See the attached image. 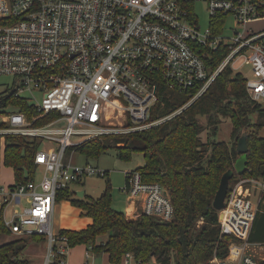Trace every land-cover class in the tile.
<instances>
[{"label":"built area","instance_id":"obj_1","mask_svg":"<svg viewBox=\"0 0 264 264\" xmlns=\"http://www.w3.org/2000/svg\"><path fill=\"white\" fill-rule=\"evenodd\" d=\"M199 2L209 14L203 31L194 11ZM228 19L232 36L223 35ZM262 19L264 0H0V76H10L13 86L0 97H23L37 112L29 117L16 105L0 106V220L8 233L41 236L42 264H69L68 238L52 228L57 195L86 176H107L98 165L73 162L72 147L170 120L226 66L245 79L249 97L264 108V29H247ZM242 67L249 75L239 72ZM173 92L188 98L151 119L152 106ZM111 115L123 118L120 127L106 123ZM44 117L49 119L36 123ZM10 135L38 141L32 178L3 182ZM45 141L54 145L42 147ZM124 174L122 190L140 203L135 216L173 219V205L160 183L144 181L137 169ZM263 190L264 176H248L227 192L219 210L224 218L218 215L220 233L240 241L231 240L225 258L214 254L206 264L260 263L246 246ZM252 193L260 195L256 202L249 198ZM90 252L95 255L86 246L84 264H94ZM122 258L125 264L133 259L131 253Z\"/></svg>","mask_w":264,"mask_h":264},{"label":"trees","instance_id":"obj_2","mask_svg":"<svg viewBox=\"0 0 264 264\" xmlns=\"http://www.w3.org/2000/svg\"><path fill=\"white\" fill-rule=\"evenodd\" d=\"M187 98L178 92L171 93L163 104L158 101L152 106L151 119L172 112ZM8 104L16 105L29 117L37 115L29 101L13 93L0 97V106ZM252 114H256V122L250 121ZM200 116L207 117L211 135L217 132L219 116L230 118L231 134L236 139L242 132L247 133L248 161L242 174L236 173L233 167L239 155L237 143L229 146L224 141L204 142L200 138L205 129L199 121ZM48 119L40 118L36 123ZM263 128L264 108L249 97L245 79L233 73L230 66L224 67L201 96L170 120L124 136L93 138L72 147L95 158L109 148H115L123 159L141 152L145 163L137 170L144 181L158 182L166 190L173 205V219L162 221L144 213L134 219L128 218L112 206L109 186L97 198H73L72 191L65 189L58 193L57 201L70 200L73 206L81 209L82 216L91 218V222L85 228H63L59 233L67 236L71 247L84 244L94 253L104 252L112 264H119L125 253L132 254L135 264H206L214 254L225 258L230 241L240 239L220 233L219 210L212 202L223 173L233 170L228 192L243 177L264 176V136L259 133ZM38 147V141L8 136L5 165L13 168L18 181L33 177ZM7 233L0 220V234ZM104 234H107L106 240L97 242V237ZM30 238L42 241L41 236ZM247 241L264 244V190ZM25 246L23 237L1 244L0 264H27L21 257ZM259 264H264V258Z\"/></svg>","mask_w":264,"mask_h":264},{"label":"rangeland","instance_id":"obj_3","mask_svg":"<svg viewBox=\"0 0 264 264\" xmlns=\"http://www.w3.org/2000/svg\"><path fill=\"white\" fill-rule=\"evenodd\" d=\"M194 11L199 17V23L201 25V30L203 31L208 26L209 21V14L207 10L205 9V6L203 3L199 2L194 5ZM229 20V19H228ZM232 21L229 20V22L224 24L223 29V35L226 36H232ZM247 29L255 31L263 30L264 29V19L257 20L254 22H250L247 24ZM264 40V38H263ZM238 65V64H237ZM238 71V69H237ZM239 72H241L244 76L249 75L248 68L242 67L239 68ZM12 78L10 76H0V95L5 94L7 91L13 88ZM40 96V93H38ZM8 111L14 110V108H8L4 109ZM111 109L107 111V115L110 112ZM220 123L217 126V132L215 135H211V129L210 126L208 128L207 126V117L206 116H200L199 121L205 129L200 133V138L205 141H224L229 144V146H235L238 139H236L235 135L231 134L232 131V123L229 117H221ZM123 119V118H122ZM122 119L119 118V116L111 115L107 116L106 123L109 124V126H115L120 127L121 124H119V121ZM251 122H256V114H252L250 117ZM261 135L264 136V129H261L259 131ZM126 134H123V136ZM108 136V135H107ZM115 136V135H112ZM77 137H72V141L76 142L78 141L76 139ZM113 138L110 140V144L113 145ZM54 145V143H48L47 141L43 142L41 145L42 147H47L48 145ZM70 149L66 152V158L68 157ZM238 157V156H237ZM236 157V158H237ZM72 161L77 164H84L86 161L93 164L98 165L99 168L108 171L107 176H98V175H89L86 176L80 181L79 183H73L70 185V190L72 191V197L73 198H80L77 196L76 191L77 190H83L84 196L81 198H84L85 196L97 198L100 196V194L105 190L106 186H109L110 188V194L112 198V206L116 210H121L125 213V211L130 208L129 210H132V206L135 205L134 200L131 199L129 194L124 192L122 188L125 186V174L124 171L132 170L140 168L145 163L144 155L141 152H134L131 154L129 159H123L118 156V153L115 148H109L108 150L101 153L97 158L95 157H87L85 154L73 151V155L71 157ZM7 165H4L2 168V178L3 182L8 183L12 181V170L10 167H6ZM38 178V176H37ZM260 195H255V193H252V196L249 198L256 202ZM58 203L55 206L53 219H52V228L54 231L59 233L60 229H78L81 228L80 226L82 223H86L87 218L86 216H81V210L80 208L73 206L70 200H60L57 201ZM135 215V214H134ZM134 219L136 217L131 216ZM134 217V218H133ZM221 218V216H219ZM202 221H198V225H200ZM16 239L15 236L7 234H0V245L9 241V240ZM26 246L22 251L21 257L27 261V264H42L45 259V253H46V245L43 241H33L30 237H25ZM250 245L246 246V252L250 255H252L254 258L258 260V258L264 257V252L260 251L258 247L254 246V248L250 249ZM70 256L72 255L73 259L72 262L78 264L77 262L80 261V257L83 253V246L82 245H76L74 247H71L70 249ZM252 253H251V252ZM90 256L93 257V263L94 264H107L108 259L106 254L104 253H95V255L90 252ZM259 261V260H258ZM119 264H125L123 261V258ZM128 264H135L134 260L132 258L128 259Z\"/></svg>","mask_w":264,"mask_h":264},{"label":"water","instance_id":"obj_4","mask_svg":"<svg viewBox=\"0 0 264 264\" xmlns=\"http://www.w3.org/2000/svg\"><path fill=\"white\" fill-rule=\"evenodd\" d=\"M236 150L239 153L238 157L235 159L233 167L236 173L242 174L245 171L246 164H247V133L244 131L241 133L237 145ZM233 175V170H229L221 176L219 186L216 190L212 205L216 210H221L224 207V200L227 196L228 187H229V180ZM78 197L84 196L83 190L76 191ZM221 216V213L219 214Z\"/></svg>","mask_w":264,"mask_h":264},{"label":"crops","instance_id":"obj_5","mask_svg":"<svg viewBox=\"0 0 264 264\" xmlns=\"http://www.w3.org/2000/svg\"><path fill=\"white\" fill-rule=\"evenodd\" d=\"M6 167H10V166H6ZM11 168V170H12V177H11V179H12V181H14L16 178H15V175H14V170H13V168L12 167H10ZM3 176V175H2ZM2 180H3V178H2ZM12 181H10V182H12ZM10 182H8V183H10ZM78 191V190H77ZM85 195V194H84ZM58 203V202H57ZM56 203V204H57ZM56 206V205H55ZM139 206H140V203L139 202H135V205L134 206H132V210H129L130 208H128L126 211H125V214H126V216L128 217V218H132L131 216H134V217H136L135 215H134V211H135V209H137V208H139ZM54 210H55V208H54ZM81 210V209H80ZM81 213V212H80ZM82 216V215H81ZM133 217V218H134ZM87 218V221H86V223L84 222V223H82V225L80 226L81 228H78V229H82V228H85L90 222H91V218H89V217H86ZM67 229V228H66ZM70 229H72V228H70ZM74 229V228H73ZM106 238H107V234H104V235H101V236H99V237H97V239H96V241L97 242H100V241H105L106 240ZM82 246H83V253H82V255H81V257H80V261L79 262H77L78 264H84L83 263V258H84V250H85V248H86V246L87 245H84V244H81ZM248 245H250V246H252V247H250V249H252V248H254V246H256V247H258V249L260 250V251H263L264 252V244H261V243H249ZM251 252V251H250ZM102 253H104V252H102ZM252 253V252H251ZM250 254V253H249ZM104 255H105V253H104ZM106 256H107V254H106ZM264 257H259L258 258V260H259V262L263 259ZM72 259H73V257H72V255L70 256L69 255V264H76V263H73L72 262ZM107 259H108V257H107ZM109 262V261H108ZM107 264H112V263H107Z\"/></svg>","mask_w":264,"mask_h":264},{"label":"bare ground","instance_id":"obj_6","mask_svg":"<svg viewBox=\"0 0 264 264\" xmlns=\"http://www.w3.org/2000/svg\"><path fill=\"white\" fill-rule=\"evenodd\" d=\"M223 218H224V215H223ZM231 227H232V224H231Z\"/></svg>","mask_w":264,"mask_h":264}]
</instances>
